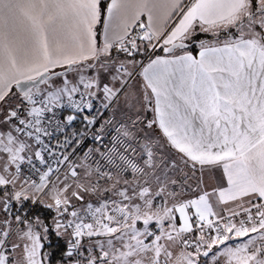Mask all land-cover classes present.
Returning a JSON list of instances; mask_svg holds the SVG:
<instances>
[{
	"label": "snow or ice",
	"instance_id": "1",
	"mask_svg": "<svg viewBox=\"0 0 264 264\" xmlns=\"http://www.w3.org/2000/svg\"><path fill=\"white\" fill-rule=\"evenodd\" d=\"M0 264H264V0H0Z\"/></svg>",
	"mask_w": 264,
	"mask_h": 264
}]
</instances>
